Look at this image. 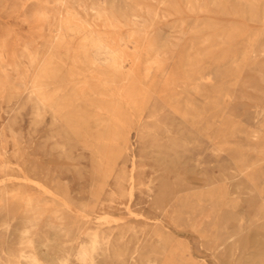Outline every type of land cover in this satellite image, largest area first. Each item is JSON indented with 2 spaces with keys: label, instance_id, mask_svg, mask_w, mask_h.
Here are the masks:
<instances>
[{
  "label": "rangeland",
  "instance_id": "obj_1",
  "mask_svg": "<svg viewBox=\"0 0 264 264\" xmlns=\"http://www.w3.org/2000/svg\"><path fill=\"white\" fill-rule=\"evenodd\" d=\"M26 176L92 218L17 196L0 264H82L80 226L106 264H264V0H0V183L52 201Z\"/></svg>",
  "mask_w": 264,
  "mask_h": 264
},
{
  "label": "bare ground",
  "instance_id": "obj_2",
  "mask_svg": "<svg viewBox=\"0 0 264 264\" xmlns=\"http://www.w3.org/2000/svg\"><path fill=\"white\" fill-rule=\"evenodd\" d=\"M159 17H160V14H159ZM103 22H105V21H103ZM157 23H158V21H157ZM150 37H151V35H150ZM100 43L101 44H97L100 47V49H105V51L108 52L107 60L110 59L113 64L120 67L122 64L119 61V59L121 58L119 56V52L117 50H113L110 47H107L106 45H104L102 43V41ZM177 43H179V42H177ZM180 43H181V41H180ZM104 47H106V48H104ZM25 179L29 183L33 182L35 184L36 188L39 189L41 194L49 195L51 197L52 201H50L49 203H46V202L44 203L40 199V196H41L40 194L38 195V193H30L27 191H21L20 188H11L10 185L4 181V182L0 183V197H2V198H0V206L1 207L8 206V205H10L11 202L14 201V199L17 196H20L23 199V204L21 205L22 214L25 216L26 225H28V227L32 229L33 233H35L42 226V224H46V225H49L51 227H59L60 231L62 233L65 232L67 234L70 222L67 221V219L64 215V213L66 211L72 212L73 214L74 213L76 214V212H79V211L82 212V213L79 212L78 214L81 215V218L86 219L85 223H88L91 220L92 217L89 214L85 213L83 210H79L78 208H75L72 205V203L66 197H64L63 195H61L57 191L48 187L44 183L37 181V180H34V179H31L27 176ZM58 202H62V205H63L62 209L58 208L56 206V205H58ZM2 205H4V206H2ZM131 213H134V212H131ZM99 216H100L99 219H103V218H101V214ZM124 216H126V215H124ZM105 218H106V216H105ZM105 218H104V220H105ZM112 218H113V216H112ZM112 220L113 219H111L110 221H112ZM88 229L89 228L83 229V226H80V228L77 231L78 233H75L74 239H75V242H77L76 247H75V254H76L77 258L82 262V264H106L104 262L105 260L103 258H101L100 254H99V246L101 245L100 244L101 238H100L99 228L91 227L90 228L91 230L90 229L88 230ZM52 235H53V233H52ZM81 236H85L84 239H81L82 241L80 240ZM31 240H32V238H31ZM31 240L29 241L28 244H30V242L32 243L33 240L32 241ZM41 255H42V257L48 258V256H49L48 249H42L41 254H40V252H38V250L33 249L29 254L26 255V258L30 262V264H42V262L40 260ZM57 259H58L57 262H59L60 264H68L67 258L62 259V260H60L59 258H57ZM54 260H56V258ZM59 263H55V264H59ZM8 264H12V263L10 262Z\"/></svg>",
  "mask_w": 264,
  "mask_h": 264
}]
</instances>
